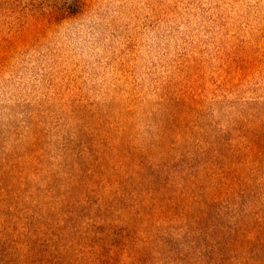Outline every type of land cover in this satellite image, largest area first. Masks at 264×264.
<instances>
[{"label":"rangeland","instance_id":"1","mask_svg":"<svg viewBox=\"0 0 264 264\" xmlns=\"http://www.w3.org/2000/svg\"><path fill=\"white\" fill-rule=\"evenodd\" d=\"M0 264H264V0H0Z\"/></svg>","mask_w":264,"mask_h":264}]
</instances>
